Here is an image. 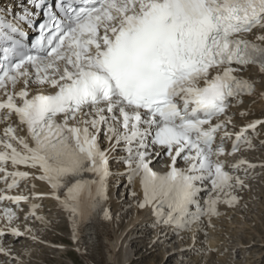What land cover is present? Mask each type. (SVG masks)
<instances>
[{
    "label": "snow or ice",
    "instance_id": "6c2138e0",
    "mask_svg": "<svg viewBox=\"0 0 264 264\" xmlns=\"http://www.w3.org/2000/svg\"><path fill=\"white\" fill-rule=\"evenodd\" d=\"M255 96L264 0L0 6V264H24L14 244L43 243L59 213L77 241L86 222L112 220L121 186L157 242L219 217L221 204L247 208L249 181L264 174L245 155L264 147V118L240 110Z\"/></svg>",
    "mask_w": 264,
    "mask_h": 264
},
{
    "label": "bare ground",
    "instance_id": "6f19581e",
    "mask_svg": "<svg viewBox=\"0 0 264 264\" xmlns=\"http://www.w3.org/2000/svg\"><path fill=\"white\" fill-rule=\"evenodd\" d=\"M251 74L255 75V69L252 70ZM245 101L246 103L243 104V108L240 110L250 112L251 115L248 117L249 119L264 118V115H262L264 114V98L255 96L246 98L244 102ZM236 122L238 125L243 123L239 116H237ZM254 144L256 145V150L247 151L245 155L256 163L264 162V147H260L258 139L254 141ZM259 172L260 170L257 169V173ZM249 183L251 184V191L244 194V199L242 201V203L248 205L247 208L242 209L237 207L232 210L221 204L219 206L221 213L219 217L212 218L210 222L205 218L198 229L193 227L188 232L181 233L180 236H175L180 242L179 248L177 250H166L168 255H170V257H175V255H177V257L179 256V258H182L180 250L192 248L193 245H195V249L197 250L196 254L184 253L180 261L181 264H212V262L214 263L217 261L226 264H246L247 262V264H251L257 262V254L255 255L252 252L250 256L248 254L249 258H246L244 253L248 252L249 247L255 246L253 243L256 244L258 249L262 248L264 245V235L259 233L261 237L259 240L260 242L252 241L253 237L249 235V233L255 232L249 225L252 224V221L257 225L258 220L262 217L264 212V174L255 175ZM134 190L138 197L142 195V190L138 182ZM124 191L125 189L123 188L120 195L117 196L114 190L108 201L113 214L112 220H104L100 217L86 222L79 234L78 241L72 238V229L67 222L66 214L59 213L53 200L46 199L43 201L45 212L51 210L54 217H57L59 213L57 224L64 223L63 225L67 227L69 230V238L73 242L70 246L72 249L78 251L85 264H130L132 261L130 260L131 252H133L131 242L135 241L138 236H144V238L147 236L146 234L149 232V227L152 226L149 213L144 210H138L136 208V200L124 193ZM122 194H125L124 197ZM129 205H131V207H129ZM124 215L128 216V218L124 226L122 228L120 227L121 229L119 228L120 232L118 233L117 229L118 226H120L119 220ZM247 217L251 219V222L246 221ZM62 228H64V226H62L61 229ZM243 228H246V231L251 229L253 232H244V236L239 235V232L244 230ZM138 230H140L139 233ZM152 231V239L155 238L157 240L159 229L155 228ZM48 232L49 231H45L39 234L43 243H34L31 240L22 239L20 243L14 244L16 253L20 255L24 264H48L45 260L52 258V256L47 257L48 255L52 254L56 256L62 252L61 250L64 245L62 246L52 241L49 237H43ZM172 237H174V235H172L171 231H167V238L161 237V242H163V245L168 244L169 239H172ZM181 237H183V239H181ZM243 237L246 238L247 241H242L241 239ZM8 243H14L11 237H9ZM25 247L30 250V256L24 254L23 249ZM227 248L230 249L229 253L238 251L242 256V263H240L241 261L232 263L230 256L227 255ZM201 249L205 250V255L199 254V250ZM45 252L48 254L47 256L44 255ZM187 257L191 258L189 262L185 261Z\"/></svg>",
    "mask_w": 264,
    "mask_h": 264
},
{
    "label": "rangeland",
    "instance_id": "374dc122",
    "mask_svg": "<svg viewBox=\"0 0 264 264\" xmlns=\"http://www.w3.org/2000/svg\"><path fill=\"white\" fill-rule=\"evenodd\" d=\"M244 103H246V102H244ZM255 116H258V115H255ZM122 190H123V186H121L118 189L119 193H121ZM124 193H125V191H124ZM122 195L124 197L125 194H122ZM117 196H119V195H117ZM127 218H128V216H125V215L120 218V220H119L120 226H118V229H117L118 233L120 232V229L124 226V223L126 222ZM247 218H248V220H247ZM247 218H246V221L251 222V219L249 217H247ZM63 224L64 223L57 224V226L55 228H53L52 230H50L47 234H45L43 236L45 238L49 237V239H51L54 242L61 244L62 246L64 245L63 249L61 250L62 252L60 254H57L56 256L52 255V254L48 255L45 252V254H44L45 256H47V255H48L47 257L52 256L51 259L45 260L46 263H48V264L49 263L50 264H85V262L80 257L78 251L72 249V247L70 246L73 243H72V241L68 235L69 230ZM62 226H64V228L61 229ZM249 226H250V228H252L255 231L254 233H249V235L253 237L252 241L260 242L259 240L261 239V237L259 236V233L264 235V212H263L262 217L258 220L257 225H256V223H254V221H252V224ZM153 229H155V228L150 226L149 230H148L149 232H147L148 234H146L147 236H145V238H144V236H138V237H136L135 241L131 242V244H132L131 247L133 248V252H131V259L130 260H132V261L130 264H181L180 261L182 258H179V256L177 257V255H175V257L174 256L170 257V255H168V253L166 251L169 249L170 250H177L179 248V245H180V242L178 241V239L174 236V237H172V239L171 238L169 239L168 244L163 245V242H161V239H160V242H157V240L155 238L152 239L151 233L153 232L152 231ZM243 229L244 230L239 232V235L244 236L245 233H247V232H253L251 229L247 230V231H246V228H243ZM139 232H140V230H138V233ZM241 240L247 241V239L244 237ZM248 240H251V239H248ZM253 245H255V246L249 247L248 252L244 253V256H246V258L247 257L249 258V256L253 252V254L258 255V261L255 263H251V264H264V245L260 249L257 248L256 244L253 243ZM65 246H66V248H65ZM172 246H173V248H172ZM228 249L229 248L226 249L227 255L230 256L232 263H237V262H240L242 260V256L238 251L234 252V253H229L230 249L229 250ZM63 250L66 252H64ZM248 254H249V256H248ZM190 260H191V258H189V257H187L185 259V261H188V262ZM240 263H242V261ZM212 264H226V263L221 262V261H217L214 263L212 262Z\"/></svg>",
    "mask_w": 264,
    "mask_h": 264
}]
</instances>
